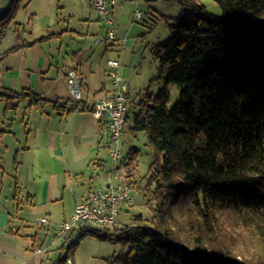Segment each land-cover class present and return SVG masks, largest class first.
Instances as JSON below:
<instances>
[{"label":"trees","instance_id":"16d2710c","mask_svg":"<svg viewBox=\"0 0 264 264\" xmlns=\"http://www.w3.org/2000/svg\"><path fill=\"white\" fill-rule=\"evenodd\" d=\"M27 1L9 0L0 12V38ZM177 1L169 37L150 47L157 90L128 98L125 114L151 154L149 217L113 234L126 251L112 264H264V0H213L219 15L198 0ZM170 85L179 92L169 108ZM23 97L26 109L44 100L0 84V123ZM5 132L0 126V143ZM135 151L123 163L128 178ZM87 226H77L70 248L84 235L110 237Z\"/></svg>","mask_w":264,"mask_h":264},{"label":"crops","instance_id":"0c3cea01","mask_svg":"<svg viewBox=\"0 0 264 264\" xmlns=\"http://www.w3.org/2000/svg\"><path fill=\"white\" fill-rule=\"evenodd\" d=\"M130 1L110 8L114 39L96 36V22L101 17L93 0H28L0 38V84L44 98L39 106L26 109L29 98L23 97L16 111L2 119L0 126L6 132L0 156L9 149L14 157L19 156L17 181L25 192L24 204L42 210L39 219L47 218V222L40 221L46 224V230L54 205L65 201L67 190L72 214L75 204L97 187L95 184L106 185V116L95 117L86 105L111 96L108 72L114 69L124 80L129 75L123 63L125 49L134 52L143 44L138 36L145 28L135 24L128 13L145 6ZM139 11L142 14L138 20L143 21L147 12ZM109 59L117 60V67L108 65ZM70 68L80 79V102L72 97L67 85L66 72ZM15 119L18 125L13 128ZM87 181L92 185L88 186ZM21 221L17 225L5 212L0 215V264H44L50 247L40 242L37 231L21 232L22 226H28L22 217ZM57 227L52 230L54 241H62L64 238L55 237ZM38 248L43 251L37 252Z\"/></svg>","mask_w":264,"mask_h":264},{"label":"rangeland","instance_id":"374dc122","mask_svg":"<svg viewBox=\"0 0 264 264\" xmlns=\"http://www.w3.org/2000/svg\"><path fill=\"white\" fill-rule=\"evenodd\" d=\"M117 6H121L124 1L130 0H116ZM123 1V2H122ZM135 2H142L144 8H139L142 12L147 14L143 16V21L133 17L134 9L128 13L132 17L135 24L143 25V34H140L139 40H143V44L137 50L131 51L132 48H126L124 51V62L127 69L129 68V75L125 76L124 81L128 83V98L136 99L137 93L143 91L147 86L153 91L157 90V84L154 83L153 78L157 74V61L153 58L150 51L151 44H157L165 41L169 37L168 23L175 17L182 13V8L177 0H133ZM198 3L215 15L220 14L219 5L213 0H198ZM9 4V0H0V12H2ZM115 4V5H116ZM111 17V14H110ZM112 19V17H111ZM113 20V19H112ZM97 30L96 36L100 39H105L106 26L104 22L98 19L96 22ZM148 43V46L146 44ZM150 43V44H149ZM121 47H117V50ZM116 50V49H115ZM133 67L135 70L133 71ZM75 70V69H74ZM76 71V70H75ZM127 72V71H126ZM77 73V72H76ZM123 78V77H122ZM179 89L176 85H170L167 106L170 108L178 99ZM20 110V109H19ZM18 125L17 119L13 121L12 127ZM120 139V152L122 163L120 171L125 173L127 167L123 164L128 161V153L137 149L134 152L133 158L134 169H132L131 184L134 188V202L131 205L123 204L121 210L116 216L115 222L111 226H102L96 223H90L88 228L99 230L100 232H107L110 237L106 240L98 239L91 235L82 236L77 243L70 248V243L77 239V235L81 232L80 228L72 229L67 238L62 241H54L53 231L62 220H69L71 217L72 201L69 199V191L67 190V197L63 203H57L53 207L51 220L49 221L48 230L46 224H40V215L43 212L39 208L31 207L24 204L26 201L25 192L18 180L17 165L19 156L14 157V152L9 149L4 155L0 156V215L5 212V216L14 221L15 224L21 225V217L26 220L28 226H22L21 232L37 231L38 239L43 245H47L50 249L47 251V259L44 264H53L58 259L68 256L73 264H112L115 257L123 254L126 247L121 246L114 237V233L118 232L120 227L124 225H132L136 223L134 217L141 214L144 220L148 219L149 210L146 204L147 195L144 196L146 190L144 187V175L151 162V154L146 143V136L143 131L136 133L130 132L127 127L123 129ZM107 171L110 168V158L107 164ZM106 171V172H107ZM106 172L105 179L107 180ZM93 181V180H92ZM91 181H87V185L91 186ZM103 186L100 184H95ZM65 209V210H64ZM19 217V219H15ZM64 217V218H63ZM24 221V223H26ZM144 223V221L142 222ZM24 224V225H27ZM88 224V223H87ZM149 225V223H148ZM53 230V231H52ZM53 239V240H52ZM53 241V245L51 243ZM55 242V243H54ZM46 248V247H41Z\"/></svg>","mask_w":264,"mask_h":264},{"label":"built area","instance_id":"2783aa9c","mask_svg":"<svg viewBox=\"0 0 264 264\" xmlns=\"http://www.w3.org/2000/svg\"><path fill=\"white\" fill-rule=\"evenodd\" d=\"M116 0H93V6L98 11L106 26L108 39L115 38L113 20L110 17V8ZM141 12L136 9L134 18H140ZM108 65L117 67L118 61L109 59ZM112 93L109 98L100 97L93 103L92 114L95 117L106 116V133L109 141L110 168L106 172V185L90 190L75 206L69 220L61 221L56 229L55 237L61 239L79 223H96L102 226L114 224L116 216L123 204L131 205L134 202V188L125 173L120 171V139L125 126V114L128 110V87L122 77L114 70L108 72ZM66 81L69 91L75 100H80V79L73 68L66 72ZM47 222V218L40 219ZM45 250V248H43ZM38 248L37 252L43 251ZM65 264H73L67 258Z\"/></svg>","mask_w":264,"mask_h":264},{"label":"bare ground","instance_id":"6f19581e","mask_svg":"<svg viewBox=\"0 0 264 264\" xmlns=\"http://www.w3.org/2000/svg\"><path fill=\"white\" fill-rule=\"evenodd\" d=\"M80 92H81V89H80ZM81 99V98H80ZM76 101H80V100H76ZM86 107H88V108H90L91 109V111H92V107H91V105H89V104H87L86 105ZM125 121V120H124ZM105 128H106V126H105ZM106 131V130H105ZM108 146H109V144H108ZM121 159H122V156H121ZM121 163H122V161L120 160V165H121ZM127 176V175H126ZM98 187H102V186H98ZM94 188H97V187H94ZM94 188H92V189H94ZM92 189H90V190H92ZM89 190V191H90ZM88 191V192H89ZM81 224H83V225H89V224H87V223H79V224H77V225H75L72 229H74V228H77V226H79V225H81ZM72 229H70L68 232H70ZM67 232V233H68ZM67 233L65 234V236L67 235ZM65 236L63 237V238H65ZM62 239V238H61Z\"/></svg>","mask_w":264,"mask_h":264}]
</instances>
